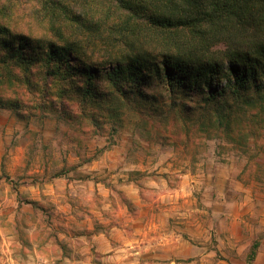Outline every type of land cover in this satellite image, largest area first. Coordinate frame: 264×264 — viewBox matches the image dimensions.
I'll use <instances>...</instances> for the list:
<instances>
[{
    "label": "trees",
    "instance_id": "1",
    "mask_svg": "<svg viewBox=\"0 0 264 264\" xmlns=\"http://www.w3.org/2000/svg\"><path fill=\"white\" fill-rule=\"evenodd\" d=\"M29 12L47 22L48 37L23 31L18 16ZM154 75L172 94H203V107H216L212 116L222 127L239 125L242 97L264 92V0H0L2 106L23 107L20 97H5V78L27 84L33 107L62 113L75 91L100 106L99 83L104 88L108 79L122 100L143 110L155 97L141 100L148 99L141 84ZM178 96L170 114L185 105ZM123 113L108 119L121 122ZM251 120L250 128L261 124L256 115ZM260 245L255 239L248 263Z\"/></svg>",
    "mask_w": 264,
    "mask_h": 264
},
{
    "label": "rangeland",
    "instance_id": "2",
    "mask_svg": "<svg viewBox=\"0 0 264 264\" xmlns=\"http://www.w3.org/2000/svg\"><path fill=\"white\" fill-rule=\"evenodd\" d=\"M18 17L25 33L45 37L51 34L46 35L47 22L38 20L32 12ZM17 71L21 74L20 69ZM102 82L104 88L100 83L99 87L104 96L96 97L100 106L86 104L82 94L75 91L76 97L73 101L66 100L67 112L62 113L52 108L44 111L33 107L32 92L27 84L5 78L1 85L5 97H20L23 107L15 109L0 104V133L7 136L10 143L5 148L0 172L10 174L11 158L20 152L17 147L26 143L25 158L32 169L42 167L48 155L60 158L61 151L63 154L77 152L82 158H90L93 150L88 149L87 143L99 138L110 145L130 147L134 162L141 168L138 172L155 176L157 170L163 169L170 174V184L176 185V192L182 194L176 193L177 219H182L177 216H182L178 212L184 205L190 207L187 212L190 223H202L201 229L205 222L212 223L213 259L210 262L217 264L218 259L229 253L233 258H228V264H253L255 259L248 263L246 258L252 241L264 239V92L247 91L239 101H244L241 115H234L240 124L232 122L222 127L212 116L216 115V107H203V94L190 92L184 97L172 94L155 75L141 84L148 94V99L138 95L141 100L155 97L143 110L132 108L131 102L122 100L111 81L104 79ZM177 96L178 102H185V105L178 108V114L176 110L170 114L168 109L176 106ZM234 102L231 98L230 104ZM119 111H124L122 115H125L121 122L108 119ZM92 113L102 115L105 121H93ZM150 113L157 117H151ZM163 113L168 114V118L162 116ZM247 115L251 118L256 115L261 124L248 127L252 120ZM147 123L150 125L146 126ZM52 168V174L58 170L55 166ZM236 218L240 220L237 224L240 222L244 236L238 244L231 243L228 238L225 242L223 225L231 228ZM231 232L232 229L225 234ZM260 264H264V259Z\"/></svg>",
    "mask_w": 264,
    "mask_h": 264
},
{
    "label": "crops",
    "instance_id": "3",
    "mask_svg": "<svg viewBox=\"0 0 264 264\" xmlns=\"http://www.w3.org/2000/svg\"><path fill=\"white\" fill-rule=\"evenodd\" d=\"M6 137L0 133V169ZM26 146L12 152L11 175L0 172V264H213L212 223H190L184 205L177 219L182 194L170 174L138 175L130 147L99 138L87 143L90 158L61 151L32 169ZM238 221L224 223L225 242L244 236ZM260 241L253 264L264 259ZM225 256L217 264L230 263Z\"/></svg>",
    "mask_w": 264,
    "mask_h": 264
}]
</instances>
